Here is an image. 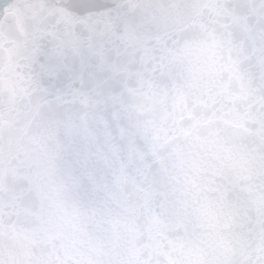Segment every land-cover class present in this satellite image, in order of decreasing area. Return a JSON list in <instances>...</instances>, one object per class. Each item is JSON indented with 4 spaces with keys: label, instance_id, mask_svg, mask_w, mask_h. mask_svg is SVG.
<instances>
[{
    "label": "snow or ice",
    "instance_id": "1",
    "mask_svg": "<svg viewBox=\"0 0 264 264\" xmlns=\"http://www.w3.org/2000/svg\"><path fill=\"white\" fill-rule=\"evenodd\" d=\"M0 264H264V0H0Z\"/></svg>",
    "mask_w": 264,
    "mask_h": 264
}]
</instances>
